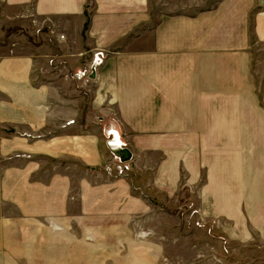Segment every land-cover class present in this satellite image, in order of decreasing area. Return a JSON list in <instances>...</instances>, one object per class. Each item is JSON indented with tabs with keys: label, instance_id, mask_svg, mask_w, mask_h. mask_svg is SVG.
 Here are the masks:
<instances>
[{
	"label": "crops",
	"instance_id": "0c3cea01",
	"mask_svg": "<svg viewBox=\"0 0 264 264\" xmlns=\"http://www.w3.org/2000/svg\"><path fill=\"white\" fill-rule=\"evenodd\" d=\"M2 27L20 30L0 40V258L17 218L37 234L74 202L83 223L188 198L264 232V0H0Z\"/></svg>",
	"mask_w": 264,
	"mask_h": 264
},
{
	"label": "rangeland",
	"instance_id": "374dc122",
	"mask_svg": "<svg viewBox=\"0 0 264 264\" xmlns=\"http://www.w3.org/2000/svg\"><path fill=\"white\" fill-rule=\"evenodd\" d=\"M160 10L154 2L153 12ZM19 30L2 27L1 43L3 40L10 45L8 37ZM258 51H261L259 59L263 57L264 60V50ZM258 69L259 93L263 99L264 69L263 73L260 65ZM114 156L119 157L116 151ZM126 171L127 174L131 168ZM109 175L124 176L116 171ZM79 207V203L74 202L67 210L73 213L72 217L58 216L51 222L46 218L37 234L33 233L36 226L22 225L26 222L17 218L16 222L21 224L18 233L24 236L18 245L22 248L12 247V235L16 237V234L9 232L10 245L4 246L7 256L0 258V264H264V232L246 230L240 233L230 220L202 215L188 198L183 199L176 210L156 217L90 216L81 223L80 215L75 216ZM0 213H5L1 205ZM97 226L104 231H96ZM33 239L39 240L38 249L23 247L25 241ZM24 250L29 253H22Z\"/></svg>",
	"mask_w": 264,
	"mask_h": 264
},
{
	"label": "built area",
	"instance_id": "2783aa9c",
	"mask_svg": "<svg viewBox=\"0 0 264 264\" xmlns=\"http://www.w3.org/2000/svg\"><path fill=\"white\" fill-rule=\"evenodd\" d=\"M95 68H96V65H93L92 70H91L92 73H93V70L95 72ZM117 158H118V160L113 159V160H111L110 163H108L106 165V171L108 173H112L113 171H116L119 175H122V174L124 175L127 172L126 170L129 168L130 163H128V162H130L131 159L128 161H122L120 156ZM131 158H132V156H131Z\"/></svg>",
	"mask_w": 264,
	"mask_h": 264
},
{
	"label": "water",
	"instance_id": "95a60500",
	"mask_svg": "<svg viewBox=\"0 0 264 264\" xmlns=\"http://www.w3.org/2000/svg\"><path fill=\"white\" fill-rule=\"evenodd\" d=\"M92 77H94V75ZM117 153L121 157L122 161H128L131 159V154L127 150H119Z\"/></svg>",
	"mask_w": 264,
	"mask_h": 264
}]
</instances>
